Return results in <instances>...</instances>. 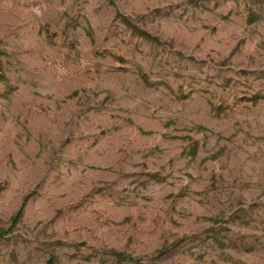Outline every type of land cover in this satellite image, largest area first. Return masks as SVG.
Returning a JSON list of instances; mask_svg holds the SVG:
<instances>
[{
    "label": "rangeland",
    "instance_id": "rangeland-1",
    "mask_svg": "<svg viewBox=\"0 0 264 264\" xmlns=\"http://www.w3.org/2000/svg\"><path fill=\"white\" fill-rule=\"evenodd\" d=\"M0 232V264H264V0H0Z\"/></svg>",
    "mask_w": 264,
    "mask_h": 264
},
{
    "label": "trees",
    "instance_id": "trees-1",
    "mask_svg": "<svg viewBox=\"0 0 264 264\" xmlns=\"http://www.w3.org/2000/svg\"><path fill=\"white\" fill-rule=\"evenodd\" d=\"M118 16L121 18V20H122V21H123L128 27L132 28L133 31H134L137 35H139V36H141V37H143V38H145V39H147V40H150V41H153V42L159 43V44L162 43V41H161L158 37L152 35L149 31H147V30H145V29H142V28L136 26V25L133 23V21H132L130 18H128L127 16H124V15H122L121 13H119ZM28 198H29V196H27V197L24 199V202L22 203L20 209L17 211V213H16V214L14 215V217L12 218V225H11V226L9 227V229L7 230V233L13 231V229L16 227V225L20 222V220H21V218H22V216H23V214H24V208H25V204H26V201H27ZM4 234H6V233H4ZM4 234H2V232H0V236H1V237H3ZM169 251H170V248H167V247H166V248H163V249L159 250V251L157 252V254H158V255H163V254L168 253ZM105 253L111 254V255H113L114 257L119 258V259H122V260H133V261H137V260H139V258H135V257H133V256H131V255H128V254H126V253H124V252H120V251H117V250H110V251H106ZM55 260H56V259L53 258V257L50 258L48 264H55Z\"/></svg>",
    "mask_w": 264,
    "mask_h": 264
}]
</instances>
